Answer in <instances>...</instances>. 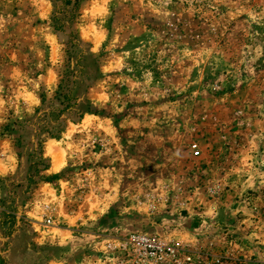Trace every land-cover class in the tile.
I'll list each match as a JSON object with an SVG mask.
<instances>
[{
	"label": "rangeland",
	"instance_id": "1",
	"mask_svg": "<svg viewBox=\"0 0 264 264\" xmlns=\"http://www.w3.org/2000/svg\"><path fill=\"white\" fill-rule=\"evenodd\" d=\"M131 235L264 264V0H0V264Z\"/></svg>",
	"mask_w": 264,
	"mask_h": 264
},
{
	"label": "built area",
	"instance_id": "2",
	"mask_svg": "<svg viewBox=\"0 0 264 264\" xmlns=\"http://www.w3.org/2000/svg\"><path fill=\"white\" fill-rule=\"evenodd\" d=\"M120 248L122 264H222L218 258L210 262V256L202 260L194 252L160 237L131 235L121 241Z\"/></svg>",
	"mask_w": 264,
	"mask_h": 264
},
{
	"label": "bare ground",
	"instance_id": "3",
	"mask_svg": "<svg viewBox=\"0 0 264 264\" xmlns=\"http://www.w3.org/2000/svg\"><path fill=\"white\" fill-rule=\"evenodd\" d=\"M55 163H56V164H55V169L58 170V169H59V165H60V161L57 160Z\"/></svg>",
	"mask_w": 264,
	"mask_h": 264
}]
</instances>
